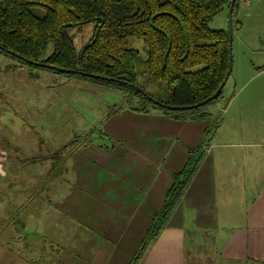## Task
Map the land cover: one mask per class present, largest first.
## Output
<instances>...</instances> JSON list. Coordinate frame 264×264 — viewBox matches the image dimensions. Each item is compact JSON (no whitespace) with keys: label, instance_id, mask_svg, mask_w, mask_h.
I'll use <instances>...</instances> for the list:
<instances>
[{"label":"crops","instance_id":"obj_1","mask_svg":"<svg viewBox=\"0 0 264 264\" xmlns=\"http://www.w3.org/2000/svg\"><path fill=\"white\" fill-rule=\"evenodd\" d=\"M243 4L247 11L241 12L236 2L232 12L233 32L236 31L239 47V73L243 58L250 61L247 72L264 73L261 32L252 28L248 38L239 33L245 26L244 18L254 17L260 3L254 0ZM227 18L228 8L211 20L210 28L224 30ZM213 20H216L214 26ZM234 42L233 36V51ZM239 89L225 103L229 107L223 106L221 112L225 117L206 145L190 184L139 264H264V143L257 141L254 127H239L244 124L234 113L243 92V88ZM240 106L246 107V103ZM149 134V139L163 145L164 152L155 153L146 166L119 181L127 188L137 183L141 193L126 189L122 197L117 196L119 207L112 204L106 207L105 204L114 200L111 197L108 201L106 195L110 187L101 194L94 188L92 194L90 185L102 187L105 183L93 178V173H88L89 161L86 157L81 159L78 172L81 187L70 189L56 206L51 197L31 200L20 215L16 213L24 226L0 227V264H129L165 197L160 196L162 193L152 197L151 183H172L171 174L181 169L187 156L186 150H181L178 159L169 152L166 135ZM244 139L250 143L243 142ZM146 149L150 154L153 146L149 144ZM2 154L5 155L1 150ZM94 162L96 167L103 165L99 159ZM7 164L5 156L1 157L0 178L6 176ZM86 183L89 185L83 188ZM9 217L7 212H0V221ZM185 221L191 222V233L186 232ZM190 235L202 237V243L189 240Z\"/></svg>","mask_w":264,"mask_h":264},{"label":"rangeland","instance_id":"obj_2","mask_svg":"<svg viewBox=\"0 0 264 264\" xmlns=\"http://www.w3.org/2000/svg\"><path fill=\"white\" fill-rule=\"evenodd\" d=\"M244 1L254 0H237L241 12L247 11ZM257 1L260 5L256 7V15L252 18H244L245 26L243 25V31L239 33L242 37L248 38L251 29H257L261 32L259 38L264 48V0ZM213 21L214 26L216 20ZM227 27L228 24L224 31H227ZM94 31L93 23L68 31L76 56L92 38ZM236 39L237 34L234 31L231 46L232 72L222 90V98L215 106L207 109L212 117L204 121L176 119L160 110H150L146 114L137 113L132 111L130 99H127L122 92L66 79L25 65L20 66L17 60L0 54V140H5L14 149L19 148L18 152L13 151V153H7L0 148V152L2 150L5 154L0 158L5 156L8 163L4 169L6 176L0 178V198L3 197L19 205L22 201H27L25 199L31 200L37 195L42 199L51 197L53 206H56L60 198L70 189L73 191L82 186L78 183L79 164H81L79 161L86 157L89 161L88 173L92 172L93 178L105 183L102 187L90 185L92 194L95 193L94 188H98L101 191L98 194H101L110 187L109 191L106 190L108 193L106 195L108 201L111 197H114V200L105 205L108 207L112 204L114 207H119L117 198L122 197L128 189L141 193V189L137 190V183L127 188L119 181L146 166L155 153L164 152L163 145L158 144V140L149 139V133L157 136L166 135L167 149L175 154L177 159L181 157V150L187 152V149L196 147L200 143L207 145L211 142L213 132L225 117L221 112L223 106L227 107L225 103L231 100L235 90H240L239 88H243V92L239 94L238 103L240 105L246 103V107L239 105L237 109L233 108L234 113H237L236 119L241 118L245 124L239 127L245 129L254 127L257 141L264 143V73L247 72L246 65H250V61L247 59L245 62L244 58L243 68L239 73L240 57ZM128 47L135 50L138 57L137 87L155 100L164 101L166 99L164 85L150 79L147 73L146 46L141 40L130 39ZM52 51V44L49 43L44 56H49ZM255 64L258 65L256 61ZM245 97L246 101H243ZM175 138H179L180 141H174ZM243 142H249V139H244ZM149 144L153 146L150 154L146 149ZM58 150L61 152L58 154L60 161L56 172L61 173L63 169L64 171L59 178L51 180L52 174L48 171L53 162L47 157ZM14 156L24 162L23 168L15 165ZM34 158H38V161L28 163ZM95 159H99L103 165L96 167ZM117 167L123 170L117 171ZM10 184H13V187L10 188ZM171 184L151 183L152 197L159 193H162L160 196H165ZM86 185L89 184L86 183L83 188ZM113 187L115 188L111 189ZM2 205L0 212H4ZM190 223V221L183 222L186 232L191 233ZM192 236L190 235L189 240L195 239L199 244L202 243V237ZM138 249L139 247L136 252Z\"/></svg>","mask_w":264,"mask_h":264},{"label":"trees","instance_id":"obj_3","mask_svg":"<svg viewBox=\"0 0 264 264\" xmlns=\"http://www.w3.org/2000/svg\"><path fill=\"white\" fill-rule=\"evenodd\" d=\"M229 1L0 0V54L17 60L20 66L122 92L130 99L132 111L137 113L160 110L176 119L209 120L212 116L207 109L222 98L224 86L221 87L229 55L227 32L212 29L209 24L228 8ZM91 23L95 25L94 34L76 56L68 31ZM130 39L141 40L146 46L147 73L150 79L164 85V101L155 100L148 94L144 96L132 87L137 86L138 57L136 51L128 47ZM49 43L53 51L45 57ZM220 88L218 97L207 101ZM0 148L7 153L18 152L5 140H0ZM205 148L206 144L200 143L187 149L184 164L171 174L172 184L129 264H139L166 227L204 156ZM60 152L58 150L49 157L53 162L48 171L52 174L51 180L59 178L64 171L56 172ZM14 157L15 165L22 166L24 162ZM37 161L38 158H34L28 163ZM38 198L36 195L31 200ZM31 200L15 206L1 197L3 211L10 217L0 221V227L5 224L24 226L16 213L20 215Z\"/></svg>","mask_w":264,"mask_h":264},{"label":"water","instance_id":"obj_4","mask_svg":"<svg viewBox=\"0 0 264 264\" xmlns=\"http://www.w3.org/2000/svg\"><path fill=\"white\" fill-rule=\"evenodd\" d=\"M237 0H230L229 1V4H228V20H227V24H228V27H227V35H228V44H229V50H228V69H227V72H226V77H225V80L222 84V87L225 85L228 77L230 76L231 72H232V52H231V46H232V33H233V21H232V12H233V9H234V6L236 4ZM59 72H65V73H68V71H63L61 69H58ZM137 92H139L140 94L144 95V96H147L146 93L140 89L139 87L137 86H132ZM221 88L215 92L207 101H211V100H214L218 97L219 93L221 92ZM207 101H205L203 104H205ZM155 104H158V102H155ZM163 106V105H162ZM169 108V107H168ZM169 109H172V108H169ZM50 157V156H49ZM47 157V158H49Z\"/></svg>","mask_w":264,"mask_h":264}]
</instances>
